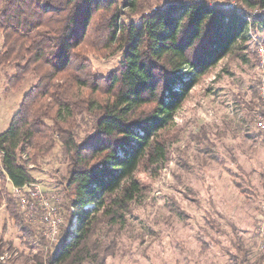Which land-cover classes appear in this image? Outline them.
<instances>
[{"label":"trees","instance_id":"obj_1","mask_svg":"<svg viewBox=\"0 0 264 264\" xmlns=\"http://www.w3.org/2000/svg\"><path fill=\"white\" fill-rule=\"evenodd\" d=\"M234 1L0 0V67L14 71L7 87L35 78L0 134V207L23 243L39 248L32 264H105L113 256L143 199L137 175L166 164L171 124L191 91L239 42L264 33V0ZM92 54L120 62L102 76ZM252 105L264 120L261 104ZM57 148L68 167L64 201L56 202L63 225L50 243L13 191L35 184L30 167ZM233 245L232 264H252L244 244Z\"/></svg>","mask_w":264,"mask_h":264},{"label":"rangeland","instance_id":"obj_2","mask_svg":"<svg viewBox=\"0 0 264 264\" xmlns=\"http://www.w3.org/2000/svg\"><path fill=\"white\" fill-rule=\"evenodd\" d=\"M257 38L264 42V33ZM2 44L0 35V50ZM254 52L252 39L239 42L191 91L171 124L166 164L158 173L137 175L143 199L132 206L115 253L105 264H232L234 241L250 251L252 264L264 258V120L255 115L257 108L249 109L252 103L261 104L257 84L264 69ZM89 59L102 76L120 62L119 56L92 54ZM13 74L0 67V134L9 128L35 82L30 77L18 90H9L7 78ZM84 131L83 127L82 138ZM67 167L59 148L36 168L30 167L35 185L54 205L64 201L60 192ZM18 208L43 235L44 223L32 222L30 214L19 204ZM1 235V261L33 263L39 248L23 243L4 204Z\"/></svg>","mask_w":264,"mask_h":264},{"label":"built area","instance_id":"obj_3","mask_svg":"<svg viewBox=\"0 0 264 264\" xmlns=\"http://www.w3.org/2000/svg\"><path fill=\"white\" fill-rule=\"evenodd\" d=\"M249 12L253 14H259L261 11L253 10ZM253 42L255 54L260 60V65L263 67L262 69H264V42H260L258 38L253 39ZM258 70L260 71V69ZM258 82L257 90L260 96L261 109L264 110V75H259ZM256 115L261 121L262 116L258 113ZM13 192L17 198L19 206L24 209L23 213H29V218L30 220H33L32 222L34 223H44V237L50 243H56L63 225V218L59 215L57 206L52 204L53 201L51 203V199L48 197L46 198L39 190V187L37 188L35 184L29 186L27 185L23 188H15ZM89 207L91 206H87L86 209ZM34 214H39L40 219H36ZM75 224L76 221H74V226L70 228L71 231H75Z\"/></svg>","mask_w":264,"mask_h":264}]
</instances>
